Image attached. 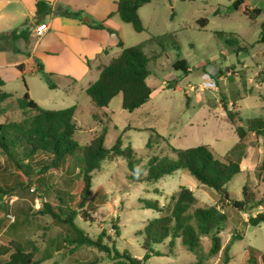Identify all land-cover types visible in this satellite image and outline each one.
<instances>
[{"label":"rangeland","instance_id":"obj_1","mask_svg":"<svg viewBox=\"0 0 264 264\" xmlns=\"http://www.w3.org/2000/svg\"><path fill=\"white\" fill-rule=\"evenodd\" d=\"M168 1L153 0L142 12L145 19L142 25L147 31L133 32L146 40L149 34L157 37L173 34L164 39L162 47L152 41L143 49L150 58L159 56L149 62L152 72L147 82L153 91L147 103L128 112L121 108L120 96L114 97L106 108L98 109L92 106L84 92L70 94L46 90V95L35 97L41 107L50 110L77 105L74 140L79 144L88 143L105 128L107 148L120 137L122 145L130 144L142 162L159 154L172 156L169 147L186 149L198 145H206L214 158L223 160L238 142L235 127L244 126L251 118H264V45L256 43L264 22V0H247L250 5L262 8L255 20L235 11L231 7L235 0ZM164 2L171 7L165 8ZM170 13L173 14L171 21L168 19ZM200 18L208 20L204 28L197 23ZM238 45L252 47L247 53H236ZM179 60L186 62L187 74L172 69V63ZM174 83L176 90L166 88ZM224 107L237 113L240 123L232 125ZM0 109H4L0 122L21 117L18 110L8 108L7 101ZM242 146L241 173L225 185L227 197L224 199L182 170L154 182H139L128 178L125 160L105 161L94 172L90 190L93 195L100 187L104 201L90 213L91 221L79 222L80 227L90 236L102 234L103 241L109 246L114 242L120 254L125 250L142 261L144 237L141 230L158 214L143 208L140 201L157 200L165 204L169 195L179 187H186L197 199L195 207L217 206L227 215V223L219 232L221 249L210 254V239L201 238L199 263L222 264L223 249L237 232L241 239L230 244L227 264H240L246 247L264 252V223L252 227L247 222L249 216L263 212L264 206L255 205L240 212L231 205L233 200L243 199V187L253 199L249 205L264 195V183L256 175L264 154V137L247 133ZM230 158L235 159L236 154ZM49 173L54 183L64 187L76 180L77 170L68 168ZM40 208L41 200L30 190L2 198L0 255L18 245L24 253L32 255L34 261L45 257L38 264H130L124 258L108 257L94 246L57 244L62 228L49 216L41 215ZM154 249L163 256H152L145 264H196L199 261V257L183 247L179 240L172 252H169L167 241Z\"/></svg>","mask_w":264,"mask_h":264},{"label":"trees","instance_id":"obj_2","mask_svg":"<svg viewBox=\"0 0 264 264\" xmlns=\"http://www.w3.org/2000/svg\"><path fill=\"white\" fill-rule=\"evenodd\" d=\"M150 1L119 0L116 13L123 22L130 24L135 32H146L138 9ZM231 7L250 20H255L261 14L260 8H249L246 0H235ZM35 8V13L40 18L52 12L51 5L43 0H36ZM61 14L76 15L67 11ZM197 23L204 28L208 20L200 18ZM97 27L102 28V23H99ZM172 36L173 34L150 36L142 43L123 48L117 57L100 69L98 78L84 90L92 106L97 109L106 108L116 96L121 97V108L128 112L147 103L153 91L147 83L152 72L149 62L159 56L150 58L143 49L152 41L162 47L164 39ZM17 39L27 41V32L17 34L15 30H12L1 34L0 41L5 44H0V50L6 48L8 41ZM256 43L264 45V22L260 25ZM118 46L122 47L120 41ZM236 47L234 50L236 53L240 51L247 53L252 45ZM171 66L175 71L188 73L184 60L176 61ZM41 76L50 89L55 88L49 79L50 75L41 71ZM2 85L0 81V87ZM166 88L176 90L177 84H169ZM262 98L264 99V94ZM5 101H7L8 108L18 110L21 117L18 120L0 122V153L3 157V162L0 163V202L5 196L12 197L19 191L30 190L41 200V208L38 212L49 216L56 225L62 228L60 238L56 241L57 244L62 246L67 244L73 247L94 246L108 257L124 258L130 264H145L146 260L152 256H163L154 247L166 241L169 252H172L176 241L179 240L183 247L199 257L196 264H200L201 260V238L210 239V254H216L221 249L219 232L227 223V215L223 209L217 206L195 207L196 197L188 188L179 187L169 195L165 204H160L157 200L140 201L143 208L154 210L158 214L141 230V235L144 237L142 261L131 257L125 250L120 254L114 242L109 246L103 241L102 234L96 237L90 236L80 227L79 222L91 221L90 213L104 201L105 195L100 187L93 195H90L93 175L103 162L121 158L126 161L130 180L154 182L182 170L199 184L212 189L224 199L227 197L225 185L235 175L241 173L242 142L247 133H252L255 137H264V118H251L244 126L235 127L238 142L223 160L214 158L206 145H198L186 149L169 147L173 153L172 156L159 154L142 162L137 158L130 144L122 145L120 137L110 148H107L104 145L105 128L86 144L81 145L74 140L77 132L74 120L76 106L49 110L39 106L26 93L20 98H14L11 93L0 91V108ZM224 108L227 119L232 125L236 122L240 123L237 113H231L226 107ZM1 110L4 109H0V113H2ZM147 147L150 148V145L147 144ZM232 154H236L235 159L230 158ZM11 167L12 171L9 172ZM68 168L73 171L77 170L76 180L64 187H59L52 181V175L49 172ZM256 175L264 183V154L256 168ZM242 191L243 199L231 202L234 209L246 212L252 206H264V195L260 200L254 201V205H249L253 202L251 194L247 193L245 187ZM247 222L252 227L264 223V211L255 217L249 216ZM238 239H241V235L236 232L229 244L224 247L222 264H227L229 246ZM3 253L0 255V264H38L45 260L44 257L34 261L33 256L24 253L18 245H15L13 250H5ZM259 263L264 264V252L252 246L246 247L240 264Z\"/></svg>","mask_w":264,"mask_h":264},{"label":"crops","instance_id":"obj_3","mask_svg":"<svg viewBox=\"0 0 264 264\" xmlns=\"http://www.w3.org/2000/svg\"><path fill=\"white\" fill-rule=\"evenodd\" d=\"M43 1L51 5L52 12L40 18L35 13L36 0H0V35L12 30L17 34L27 32V41H8L6 48L0 50V81L3 83L0 91L11 93L14 98L26 93L37 103L35 97L46 95V90L84 92L98 78L100 69L123 48L146 41L119 18L116 13L119 0ZM152 2L138 9L142 24L145 23L142 12ZM246 2L249 8H259ZM164 7L169 8L171 4L164 2ZM60 11L76 15L66 16ZM168 19H173L172 13ZM40 22H47L48 29L36 36L34 29ZM99 23L102 28L97 27ZM119 41L122 47L118 46ZM2 43L5 44L0 41ZM41 71L50 75L55 88L48 87Z\"/></svg>","mask_w":264,"mask_h":264},{"label":"built area","instance_id":"obj_4","mask_svg":"<svg viewBox=\"0 0 264 264\" xmlns=\"http://www.w3.org/2000/svg\"><path fill=\"white\" fill-rule=\"evenodd\" d=\"M48 29L47 22H40L35 26L34 33L36 36H41Z\"/></svg>","mask_w":264,"mask_h":264}]
</instances>
